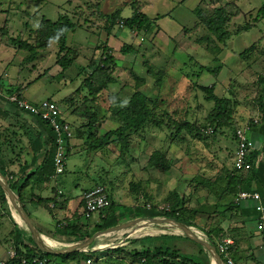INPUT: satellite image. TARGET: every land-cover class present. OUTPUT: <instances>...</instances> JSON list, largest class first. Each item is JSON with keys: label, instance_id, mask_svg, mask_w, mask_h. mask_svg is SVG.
<instances>
[{"label": "rangeland", "instance_id": "rangeland-1", "mask_svg": "<svg viewBox=\"0 0 264 264\" xmlns=\"http://www.w3.org/2000/svg\"><path fill=\"white\" fill-rule=\"evenodd\" d=\"M85 1L87 0H0V42H3V47L0 48V72L7 66L5 70L8 75L3 77L7 84L26 86L32 82L25 90L31 101L67 95L81 86L84 74L91 72L90 61L100 59L102 51L98 46L108 40L119 64L113 73L117 80L103 89L93 102V107L100 116L99 127H95L97 133L104 134L119 126L111 111L117 93L125 101L134 90L142 91L146 96L147 106L152 111L153 118L144 130L127 131L128 148L112 137L109 144L95 152L89 149L83 151V148L79 149V153H72L68 158L69 171L62 176L64 182L61 186L74 195L82 188L103 186L113 198H117L118 202L115 204L129 206L133 210L122 213L123 216L119 217L121 223L146 216L137 213V208L155 204L159 210H164L162 207H170L177 196H181L185 198L187 207L183 212L197 223V228L203 230L209 227L211 221L222 225L227 223L224 227L230 224L238 227L236 225L239 222L235 218L241 215L228 212L226 207L228 203L232 206L230 202L233 196L232 193L225 194L226 189H231L228 175L232 169L233 150L236 146L233 142L235 128L219 125V118L215 116L207 117L213 113L215 104L206 98V93L198 85L213 86L217 95L228 98L231 103L239 102L232 109L241 123L258 118L257 108L253 106L255 98L262 92L264 80V16L260 17L257 13L264 0H214L217 7L233 1L243 7L238 15L233 16L232 23L228 26L233 36L219 40L220 49L217 54L213 51L216 46L215 36L203 38L206 32L202 28L197 29L200 34H196L193 29L191 36H186L182 29L184 24L195 17L188 9L193 0L186 3H183L186 0H142L144 11L152 18L165 13L150 34L127 30L121 33L118 26L109 34L100 28L99 22L85 23V20H89L91 10L87 7L78 8ZM98 1L100 0H90L92 4ZM77 5L79 6L75 7ZM130 8L126 7L124 14H130ZM64 12H76L78 17L74 19L80 24L78 27H83L70 33L67 40L68 45L75 46L80 51H75L76 64L64 75L67 79L58 77L62 67L57 64L56 53L59 47L56 44L39 50L35 60L28 61L30 52L19 50L10 39L21 36L33 42L35 33L32 29L43 16L56 19ZM104 24L102 22L101 25ZM239 25L251 30L236 35L234 32ZM124 42L143 44L142 54L135 57L131 54L123 55L120 48ZM204 44L210 48L205 49ZM145 59L156 65V77H153L152 65ZM145 62L152 73H148L144 67ZM84 66V70H81L80 67ZM41 74V78L33 81ZM135 75L145 77L146 83H137ZM0 104L4 102L0 100ZM66 106L64 105L66 110H72ZM75 118L77 119L76 116ZM75 118L73 117V122L79 123L80 120ZM81 121L84 122L83 118ZM208 127H212L214 132L207 133L206 129H212ZM42 130L45 128L42 127ZM155 151H159L162 159L168 161L167 169L151 165L152 153ZM38 191L39 189L36 190ZM31 195V192L29 195L25 193L27 199ZM56 208H59V204ZM192 209L197 212L194 213ZM222 213L227 215L223 216ZM34 214L49 217L40 208ZM8 216L4 214L2 218L5 224L11 223ZM97 220L83 217V222L89 229ZM49 222L52 224L54 219L51 218ZM57 224L56 222L54 226ZM245 226L248 231L256 229L255 215L247 220ZM55 234L57 235L56 231ZM148 240L153 242L152 246L162 244L183 255L204 261L209 259L210 264V254L201 252L199 245L191 239L172 235ZM140 241L143 242L137 240L125 247L143 248ZM2 251H7L4 244L0 245V255ZM259 252L264 253V250ZM117 254L110 253L101 264H110L107 261H115L111 264H140L131 262L127 256L125 261L117 262L113 259ZM171 261H178V258H171Z\"/></svg>", "mask_w": 264, "mask_h": 264}, {"label": "trees", "instance_id": "trees-1", "mask_svg": "<svg viewBox=\"0 0 264 264\" xmlns=\"http://www.w3.org/2000/svg\"><path fill=\"white\" fill-rule=\"evenodd\" d=\"M71 3L72 2L70 1V4ZM216 5L217 2L214 0H200L197 6L191 9L195 16L194 19L189 21L186 19V22H188L184 24L182 29L185 30L186 36H191V31H193V29H195L196 34H200L197 31L198 28H202L204 33L206 32V35L202 36L203 38L215 36L216 46L213 51L217 54L220 49L219 40H224L227 36H233L231 35L232 33L231 30L228 29V26L230 22L232 23L233 16L235 17L238 15L243 7L238 2L234 1L225 3L220 7H217ZM78 6L79 5L75 7ZM143 6L144 3L142 0H108L106 2L105 0H100L95 4H92L90 0H87L78 8L87 7V9L91 10V14L88 15L89 20H85V23L99 22L100 28L105 29V31L109 34L112 33L117 26V29L120 28L121 33L123 30H127L143 31L145 34H150L156 28V22L163 17L165 13L158 14L152 18L144 11ZM126 7H131L130 14H124ZM257 15L260 17L264 16V3L258 10ZM76 17H78L76 12L74 14L66 12L61 13L56 19L43 16L35 28L32 29L35 33L33 42H30L28 39L21 36L16 38L10 37V39L19 50L23 49L30 52L27 57L28 61H34L39 50H44L48 47L50 48L52 45L56 44L59 47L56 53L58 57L57 64L62 67L61 71L58 72V77L67 79L64 75H66V72L69 71L72 65L76 64L77 60L75 54L77 47H71V45H68L67 40L70 33H75L78 28H83L78 27L80 24L78 25L76 23L74 19ZM102 22L105 24L101 25ZM249 30H251V28L239 25L234 33L239 35ZM254 44L255 43L252 44V47ZM2 45L3 42H0V48L3 47ZM203 46L204 48L206 47L205 49L210 48L209 45L207 46L204 44ZM98 48L102 51L100 59L90 61L91 72L84 74L83 82L80 87L67 95L60 94L59 98H55L54 96L46 98L53 100L58 104L63 115V118L61 119L62 123L68 124L73 130V135L68 136V138L66 137V144L68 146L66 147L67 150L65 154L66 168L62 174L69 171V168H67L68 158L72 153H76L75 148H78L77 145H71L72 139H82L84 146H86L84 148H88L92 152L97 151V149H101L103 145L109 144V142L113 139L112 137H115L114 139L118 140L123 147L128 148L129 135L127 131L129 129L144 130L149 124V120L153 118L152 111L147 106L148 103L146 101V96L142 91L134 90L130 98L125 101L120 99L121 97L119 93H117L118 96L115 97L114 108L112 109L111 107V111H113V117L115 118V121L119 123V126L116 129L107 131L104 134L97 133L95 127H99L98 122L100 116L99 112L94 109L93 102L103 89L109 87L110 84L117 80V78L113 76V73L119 64V60H117V57L114 54V49L108 43V40L104 44L99 45ZM143 49V44L137 45L130 42H124L120 48V52L123 55L131 54L135 57L139 53L142 54L141 51ZM77 52L80 53L78 50L76 53ZM143 56L145 57V55ZM147 59L144 61H148ZM148 63L151 64L149 61ZM151 65L152 66L150 67H153L154 71L153 77H156L158 74V72L155 71L156 65ZM85 67L86 66L80 68L81 70H84ZM144 67L147 68L148 73H152V70L148 67L146 62L144 63ZM5 69H7V66L1 69L0 72V100L9 99V101L12 102L16 108L36 117L37 123L44 127L47 133L44 135V132L42 131L41 135L38 133L37 137L32 139V131H28L31 130L29 129L28 124L23 122L24 120L19 117H17V121L12 122H9L7 118L4 119L3 115H7V112L0 107V170L5 176H7L11 187L21 195V200L26 208V202L28 200L33 202L36 190L40 189L45 182H49L56 173L54 156L58 148V144L56 142L57 133L55 132L54 127L51 126V123L42 118L40 114H35L32 110L20 106L17 100L10 99L11 96L16 95L19 99L27 100V98H25V90L32 82L27 83L26 86L7 84L3 78ZM42 75L43 74L39 75L33 81L38 80L42 77ZM135 77L137 78V83L141 85H144L147 81V79L143 76L135 75ZM262 83V92L257 98H255V105L253 106V108H257L259 119L257 122L252 119L244 121L243 123L237 120V117H235L236 112L232 109L238 106L239 102L234 101L231 103L228 98L217 95L213 86L203 84L198 85V88L206 93V98L214 101L215 104L213 111L215 114L211 113L207 117L210 118L212 116L213 118L215 116L216 118H219L217 119L220 122L219 125L222 124L223 127H234L235 130L237 127H244L247 124L251 128L249 131L250 133H248L249 138L253 137L255 139L256 136L254 135H256V133H258L261 137H264V80H262ZM27 101L35 104V106H40L42 100L38 102L31 100ZM64 105H67V109L68 107H71L72 110H66ZM68 115L74 118L76 116L80 122L78 123L77 121L78 124L75 121L73 122ZM81 118H83L84 122L81 121ZM28 137L31 140L27 139ZM27 140L32 143L29 145L36 148V151L39 153L38 158L44 156L42 158L43 160L39 159L42 161L40 164L36 163V165H29L23 162V156L26 153L25 143H28ZM233 142L235 145L236 139H233ZM261 151L263 150L260 147L252 152L251 159L254 165L249 171L236 172L233 167L230 169L231 171L229 172L228 179L229 187H231V189L229 191L226 189L225 194L229 195L232 193L231 195L235 199L241 190L252 192L257 191L263 198L264 204V162L260 163L261 161L259 162L258 159L261 155ZM151 165L163 170L167 169L169 166L168 161L162 159L159 151L152 153ZM29 169H31L30 172L28 171ZM26 189H29L32 193L30 199H26L25 197ZM53 189H55L53 190L55 193L54 196L47 198L38 196L39 201L37 200L38 205L44 206L48 203V209L51 212L55 209L51 207V203L53 202L57 206L60 198L63 197V194L59 193L58 188L55 187ZM110 196L112 199V205L106 210V216L102 218L101 221L95 223L91 229L84 224L81 212L82 209L80 208L79 213L76 212L73 217H67L64 220L57 221V232L62 234V236H65V239L76 242L91 237L96 231L121 223L119 217L123 216L122 213L133 210H131L128 206L125 207L115 204L111 193ZM233 198L232 202H230L232 203V206L228 203V206L226 207L229 213L232 211H236L239 214L242 213L241 217L244 224L247 223L248 219H252L253 215H255L256 220L258 219L256 201L249 200L237 205L233 202ZM251 201H254L255 204ZM247 202L249 203L247 204ZM185 203V198L177 196L173 203H169V209L159 210L157 205L150 204L151 207L144 205L142 208H137V213H141L146 216L163 215L196 225L197 223L193 221L189 214L183 212L184 210H187ZM84 204V201L81 200L82 208L84 207ZM193 211L194 213L197 212L196 210ZM4 214L9 215L8 217H10L11 222L14 225L12 231L9 232L8 237L10 238V241L8 242L5 257L7 256V252L9 251L8 248L10 247L16 251L17 256L15 258L6 259L3 262L0 260V264H21L22 258H26L28 260V263L26 264H35L33 263L34 258L41 260L44 258H50V261L46 264H67L70 262L71 264H83L88 258H92L95 263L101 264V262L104 261V257L106 258L112 252L118 253L117 256L113 258L114 260H118V262L125 261L124 259L127 256L130 257L131 262L136 261L140 264H209V259L208 261H204L201 258L196 259L194 257L183 255L179 253L178 250H172L171 247L163 246L162 244L144 246L143 248L117 247L102 252L81 251L65 254L45 253L38 248L31 236L26 237V235L17 228L10 215V208L5 192L0 186V224L2 226L5 224L2 220ZM222 215L225 216L227 213H222ZM244 224L236 225L238 227H234L231 224L228 227H224L221 223L211 221L209 227H205L203 230H205V232L209 235L213 244L217 246V250L221 253L223 258H225L224 253L220 252L218 244L226 238H233L235 245L233 243L229 246L228 256L234 259L235 256L233 252L236 250V247H240L242 239L244 238L243 232H253L248 231ZM257 232L258 231L256 229V233ZM17 233L19 236L15 239V235ZM259 233L264 239V229L261 230V232H258V234ZM153 237L158 238L157 236H145L138 240L143 241L144 238H151V240H153ZM7 240L8 239H5V236L2 235V237H0V245H6ZM136 241L137 240H134L133 243ZM198 245L201 252L205 251L207 253L202 245ZM121 254H123V256H121ZM171 258H178V261H171Z\"/></svg>", "mask_w": 264, "mask_h": 264}, {"label": "crops", "instance_id": "crops-1", "mask_svg": "<svg viewBox=\"0 0 264 264\" xmlns=\"http://www.w3.org/2000/svg\"><path fill=\"white\" fill-rule=\"evenodd\" d=\"M188 1L189 0L183 1V3H186ZM199 1L200 0H193L192 2H190L191 6H189L188 9L189 10L193 9L195 6H197ZM4 75H6V76L8 75L6 73V70H5L4 74H3V76ZM25 96H26L25 98H27V100H29L28 95L25 94ZM2 101L4 102V104H0V107L5 112H7V115H5V114L3 115L4 119L7 118V120L9 122H12V121H17L18 120L17 117H19L20 119H23L24 120L23 122L27 123L29 129H31V130H28V131H32V133H31L32 134V139L36 138L38 133H40V135H41V133L43 131L42 130V126L37 123V120H36L37 118L36 117H34V116L30 115V114H27L24 111L19 110L18 108H16V106L12 102L9 101V99L8 100L7 99L6 100H2ZM33 101L38 102V101H41V100H33ZM71 119L73 120V117ZM74 131H75V129H74ZM43 132H44V135L47 134L45 130ZM74 134H75V132H74ZM254 136H256L255 140L257 142V144H256L257 148L256 149L261 147V149L263 150V151H261L260 157H258L259 162L261 161L260 163H263L264 162V137H261L258 133H256V135H254ZM27 139H30V138L28 137ZM27 142L28 143H25L26 153L23 156V162H25V163H27L29 165H36V163L40 164L42 162L41 160H43L42 158L44 156L41 157V158H38L39 157V153L36 151V148L34 146L29 145V144H32L31 142H29V140H27ZM71 145L72 146L73 145H77L78 148H75V152L76 153H79V151H80L79 149H83L84 147H86V146H84L83 140L80 139V138L79 139H72L71 140ZM46 148H48V147H46ZM85 150H88V148H84L83 149V151H85ZM38 151H40V150H38ZM39 159H41V160H39ZM67 168H68V166H67ZM30 170L31 169H29L28 171L30 172ZM64 174L55 176V178L52 177V179L49 182H45L40 187V189H39L40 192L39 191L35 192L36 195L33 197L34 198L33 202H31L30 200H28L26 202L27 212L29 213L30 217L32 218L33 222L38 227V229H40L43 233H46L50 238L56 239V241L57 240L58 241L61 240V242H65L67 240L65 239V236H62V234L57 232V229L54 226V224L58 220H64L67 217H73L76 212L79 213L80 208L82 209V206H81L82 192L85 189V188H82L79 191L77 190L76 194H75L76 196L74 195L73 192L66 191V189L63 186H61V183L63 184V182H64V178L62 177ZM55 187L58 188L60 194H63V197L60 198V200L58 202L59 208H56L58 210L54 209L51 212L48 209V203L45 204V202H44V204H45L44 206L43 205H38L37 204V200H38V196H41V197H44V198L54 196L55 193L53 192V190H55V189H53V188H55ZM25 193H27L29 195L30 194V190L26 189ZM20 197H21V195H20ZM113 200H114V202H118L117 198L116 199L113 198ZM248 203L249 202H247V204ZM252 203L255 204L254 201ZM37 208H40L41 210H44L49 215L50 219H49V217H45V216H42V215H39V214L38 215L34 214L35 212H37ZM234 214H239V213L234 211ZM10 215L12 217L13 222L16 224V221L14 220L11 212H10ZM240 215H242V213H240ZM51 218L54 219V222H52V224L49 222V220H51ZM235 220H236V222H239V225L243 223L242 217H237V218H235ZM225 224H227V223H225ZM16 226L19 229V226L17 224H16ZM13 227H14V225L12 224V222L8 223V224H3V226L0 224V235H1V237L3 235V236H5V239H8L7 243L5 245L6 246V250H7V247H8V242L10 241V238L8 237L9 236V232L12 231ZM55 231H56L57 235L55 234ZM243 235H244V238L242 239L240 247H236V250L233 252L234 256H235L234 259L236 261H238L239 263H249L250 261H258V262L264 264V253L259 252V250H264V239H263V237L260 235V233L259 234H258V232L256 233V229L253 232H250V233L243 232ZM18 236H19V234L17 233L15 235V237L18 238ZM146 236H151V235H146ZM157 237H159V236H157ZM233 241H234V239H233ZM143 242H145V244ZM143 242H141L143 244L142 247H144V246H152L153 245V242L150 243V240H148V238L145 241H143ZM234 245H235V241H234ZM133 247H135V246H133ZM137 248H141V247H137ZM2 252L3 253H1L0 258H3L6 255L5 251H2ZM104 259H106V258L104 257ZM116 261L118 262V260H116ZM114 262L110 261V262H107V263L111 264V263H114ZM67 264H71V262L67 263ZM119 264H121V263H119Z\"/></svg>", "mask_w": 264, "mask_h": 264}, {"label": "water", "instance_id": "water-1", "mask_svg": "<svg viewBox=\"0 0 264 264\" xmlns=\"http://www.w3.org/2000/svg\"><path fill=\"white\" fill-rule=\"evenodd\" d=\"M0 186L5 192V196L10 207V212L19 226V229L27 236H31L38 248L45 253L65 254L81 251H97L102 252L108 249L117 247H125L130 245L134 240L141 239L146 235L151 236H182L195 241L202 245L210 254V264H226L213 244L209 235L197 226L181 221L176 218H171L163 215L143 216L134 218L115 226L96 231L91 237L66 243L56 241L50 238L46 233H43L33 222L26 208L24 207L21 197L15 191L7 178L0 170ZM120 238L121 241L115 244L108 245L105 242L115 241ZM100 242L105 243L99 246Z\"/></svg>", "mask_w": 264, "mask_h": 264}, {"label": "built area", "instance_id": "built-area-1", "mask_svg": "<svg viewBox=\"0 0 264 264\" xmlns=\"http://www.w3.org/2000/svg\"><path fill=\"white\" fill-rule=\"evenodd\" d=\"M12 100H17L20 106L25 107L26 109L32 110L35 114H40L42 118L48 120L51 123V126L54 127L55 132L57 133V152L54 156V164L56 173L53 176L55 178L56 175L62 174L66 168V141L68 136L73 135V130L70 128L68 124H63L61 119L63 115L61 113V109L58 104L49 99H44L41 101L40 106H35L24 99H19L16 95L10 97ZM259 118L254 119L255 122L258 121ZM212 128V127H208ZM251 130L249 125H245L244 127H237L234 133L233 139H236V146L234 148L233 155V169L236 172H246L249 171L253 167V161L251 159L252 152L256 149V142L253 137L248 136L249 131ZM207 133L214 132V129H206ZM252 136V135H251ZM67 137V138H66ZM81 199L84 201V207L82 208V215L85 219H94L97 218L96 222L101 221L102 218L106 216V210L112 205V199L107 190L99 185L91 189H87L82 192ZM254 200L257 202L256 209L258 211V220H257V228L259 231L264 229V204L263 198L257 191H247L241 190L236 198L234 199V203L237 205L242 204L245 201ZM151 207L150 204H148ZM52 208H56L55 203H51ZM169 209V208H168ZM66 224V222H65ZM121 241L120 238L115 239V241L105 242L108 245L115 244ZM105 243L100 242L99 246H103ZM226 243V244H225ZM233 244L232 238H226L224 241L222 240L218 244V248L220 252L224 253V257L227 264H262L258 261H250L249 263H239L235 259L228 256L229 246ZM17 256L16 251L13 248H10L7 252V256L2 259L3 262L6 259L15 258ZM50 261V258L38 259L34 258L33 263L35 264H46ZM28 263L26 258H22L21 264ZM83 264H97L93 261L92 258H88L84 261Z\"/></svg>", "mask_w": 264, "mask_h": 264}, {"label": "clouds", "instance_id": "clouds-1", "mask_svg": "<svg viewBox=\"0 0 264 264\" xmlns=\"http://www.w3.org/2000/svg\"><path fill=\"white\" fill-rule=\"evenodd\" d=\"M232 161H233V158H232ZM232 167H233V162H232ZM109 194H110V193H109ZM162 208L165 210V209H168L169 207H162ZM257 220H258V219H257ZM257 220H256V229H257L258 232H261V231H259L258 228H257ZM233 243H234V241H233ZM216 247H217V246H216ZM220 255H221V253H220ZM221 256H222V255H221ZM222 258H223V257H222ZM223 260H224V262L226 263L225 258H223ZM226 264H227V263H226Z\"/></svg>", "mask_w": 264, "mask_h": 264}, {"label": "bare ground", "instance_id": "bare-ground-1", "mask_svg": "<svg viewBox=\"0 0 264 264\" xmlns=\"http://www.w3.org/2000/svg\"><path fill=\"white\" fill-rule=\"evenodd\" d=\"M147 237V236H146Z\"/></svg>", "mask_w": 264, "mask_h": 264}]
</instances>
